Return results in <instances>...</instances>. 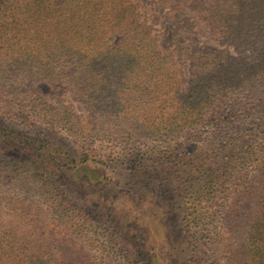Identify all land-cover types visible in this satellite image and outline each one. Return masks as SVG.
<instances>
[{
    "label": "trees",
    "instance_id": "obj_1",
    "mask_svg": "<svg viewBox=\"0 0 264 264\" xmlns=\"http://www.w3.org/2000/svg\"><path fill=\"white\" fill-rule=\"evenodd\" d=\"M187 6L219 47L180 17L183 69L136 0H0V264H122L119 241L72 203L77 175L101 184V151L163 168L184 264H264V0ZM23 123L65 133L83 163Z\"/></svg>",
    "mask_w": 264,
    "mask_h": 264
},
{
    "label": "rangeland",
    "instance_id": "obj_2",
    "mask_svg": "<svg viewBox=\"0 0 264 264\" xmlns=\"http://www.w3.org/2000/svg\"><path fill=\"white\" fill-rule=\"evenodd\" d=\"M136 1L154 27L161 48L173 52L183 69L188 67L190 47L176 24L180 17H191L195 39L201 45L219 47L217 35L191 12L188 0H174L172 8L161 7L152 0ZM43 89L54 91L49 85H44ZM19 129L44 139L51 143V147L62 149L61 157L66 158L64 162L69 163V168L83 163L80 148L58 129L26 123L19 124ZM95 154L97 156L90 157L89 163L101 170L102 182L90 189L83 185L79 175L71 180L69 186L73 189L72 203L75 207L91 212L92 218L97 217L95 221L104 233L101 235L103 239L113 236V240L119 241L125 253L120 259L122 264L124 259H128L127 264H142L148 251L155 253L157 264H184L185 233L180 229L179 212L172 201L173 192L163 179L167 175L163 168L151 163L142 167L135 161L131 163L123 158H114L108 153L103 154V151ZM101 217L109 219L110 229L103 224ZM141 241L145 242L144 246Z\"/></svg>",
    "mask_w": 264,
    "mask_h": 264
}]
</instances>
